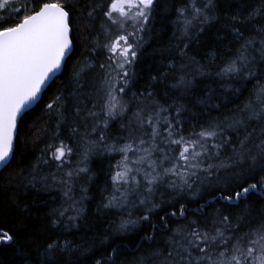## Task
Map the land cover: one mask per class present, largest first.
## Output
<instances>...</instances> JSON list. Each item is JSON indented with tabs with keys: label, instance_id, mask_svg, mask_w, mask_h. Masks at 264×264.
<instances>
[{
	"label": "snow or ice",
	"instance_id": "1",
	"mask_svg": "<svg viewBox=\"0 0 264 264\" xmlns=\"http://www.w3.org/2000/svg\"><path fill=\"white\" fill-rule=\"evenodd\" d=\"M10 3L12 0H0V9L7 10ZM154 3L155 0H113L104 15L112 25L119 27L121 34L103 46L105 62L78 66L80 70L70 80L72 89L55 96L45 106L46 114L57 116V127L66 125L72 136L77 134L79 126L74 120L67 123L69 109L74 110V116L79 117L84 128L88 129L80 136L85 143L77 166L66 167L71 163L69 157L74 155V150L54 134L31 170L26 175L21 170L20 178L10 181L14 188L31 186L39 191V183L45 190L56 188L60 192L62 207L50 213L53 227L65 221L68 222L66 227H79L77 221L82 209L81 201L74 195V187L77 178L90 171L87 167L90 154L101 148L123 153L111 175L113 190L103 206L123 208L131 203L133 207L142 208L137 220H121V231L140 221L150 224V213L163 207L156 196L164 199L167 190L180 193L188 190L195 197L198 192L193 191L194 185L211 187L215 183L213 198L218 197L233 207H239L232 204L233 200L239 201L258 186L264 190V85L254 93L260 101L259 111L250 101L239 113L225 114L207 126L200 125L198 131L194 128L185 136L182 128L187 121L182 116L188 105L180 103L174 90H179L180 96H187L192 89L195 76L189 78V71H185L189 65L196 75L203 76L208 72L194 56H188L186 49L189 45L183 43L178 55L186 63L177 67L176 61L172 60L166 70L151 76L148 86L132 95L137 102L134 111L131 102L124 101L135 75L129 69L139 59L142 37L137 38L136 33L143 31ZM26 8L27 4L13 7L12 11L19 19L12 23L0 19V164L7 163L13 152L18 117L39 98L50 74L59 70L73 46V9L70 6L62 0H45L38 9L25 11ZM177 12L178 19L184 20L181 37H186L191 28L199 25L198 31L203 32L206 26L220 19L219 0H204L202 4L198 0H189L187 7L178 8ZM86 15L92 17V12ZM224 16L227 23L223 27L235 33L237 40L242 39L243 43L216 75L259 80L255 70L257 57L253 53H259V59L264 61V24L252 22L257 18L264 19V2L247 15L237 10ZM248 23L252 24L254 34L245 37L238 25ZM128 27L133 31L127 32ZM169 74H172L173 82L165 89L166 99L162 103L154 92L156 84L162 83ZM90 92L102 93L106 97L99 108L96 103L87 106ZM197 102L207 104L208 99ZM220 107V104L215 105L217 110ZM126 111L132 113L128 125L121 123L127 137L120 136L108 144L109 122ZM89 118L92 120L90 129ZM251 121H258L260 125L258 143L253 140L257 128L249 130ZM92 133L96 134L95 138H89ZM40 165H51L54 170L45 172ZM222 170L231 175L221 180L218 174ZM256 176L259 179L247 183L248 178ZM244 183L247 186H243ZM233 184L236 188L231 187ZM80 190L85 192L86 188ZM247 209L245 205L233 220L227 210L217 209L209 216L201 205L193 213L194 218L189 219L188 209L180 204L178 210L167 215H179L184 222L169 227V221L161 216V224L169 233L163 237L164 247L154 248L146 256L137 258L136 264H264V219L255 228L246 227L245 220L251 215ZM152 228L156 230L155 225ZM146 239L155 237L149 235ZM0 243H15L14 236L0 231ZM74 249L73 241L53 238L44 245L39 264H63V255Z\"/></svg>",
	"mask_w": 264,
	"mask_h": 264
},
{
	"label": "trees",
	"instance_id": "2",
	"mask_svg": "<svg viewBox=\"0 0 264 264\" xmlns=\"http://www.w3.org/2000/svg\"><path fill=\"white\" fill-rule=\"evenodd\" d=\"M109 1L62 0L73 9L71 13L73 51L67 58L62 72L43 92L40 101L21 117L12 159L0 171V231H7L15 239V243H0V264H39L42 260L44 245L53 238L66 239L75 244L74 250L63 255V264H96L97 261H100V264H136L137 258L146 256L154 248L164 247L163 237L169 233L161 224V216L169 221V227L184 222L179 215L176 217L167 215V213L178 210L180 204H184L188 209L189 219L194 218L193 213L201 205L209 216L217 209L227 210L232 214L233 220L247 205V211L251 215L245 220L246 227L255 228L264 219L262 216L264 190L259 186L239 201L233 200V205H239V207H233L219 200L218 197L213 198L216 194L215 183L211 187L200 186L197 183L193 187V191L198 192L195 197L188 190L183 193L167 190L164 193V199L157 195L156 200L162 203L163 207L150 213L151 223L140 221L134 226L130 225L128 230L121 231L119 230L121 220H137L142 208L133 207L131 203L123 208L103 206L113 190L111 175L123 156V153L108 152L103 148L90 154L87 161L90 171L87 175L82 174L77 178L74 187V195L81 201L82 211L77 221L79 227H66L67 221L55 227L52 226L50 213L62 207V196L56 188L45 190L37 183V188L40 189L38 191L31 186L27 189L14 188L10 183L20 178L21 170L25 175L31 170L37 158L41 156V150L45 148L46 143L51 142L54 134H58V140H64L74 150V155L69 157L71 163L66 167L75 168L82 158L81 153L85 142L80 139V136L88 129L84 128L79 117L74 116V110L69 109L67 123L71 124L74 120L75 125L79 126L77 134L72 136L66 125L62 124L57 127V116L46 114L45 106L51 103L55 96L72 89L73 85L70 80L80 70L78 66H83L90 59L99 57L98 22ZM18 2L11 4L7 10H2L0 19L12 23L19 19V16L13 13V7L27 4L25 11H31L33 8L38 9V6L45 0ZM203 2L204 0H198L199 4ZM262 2L264 0H219V20L206 26L203 32L198 31L199 25H197L190 29L188 36L181 37L184 20L178 19L177 9L187 7L189 0H155L149 20L143 25V31L136 33L137 38L142 37V42L138 52L139 59L129 69L135 75L124 101L131 102L130 107L134 111L137 102L132 99L133 93H138L147 87L150 77L166 70L170 61H176L177 67L182 62L186 63L187 61H182L179 57L178 49L183 43H187L189 45L186 49L188 56H194L197 61L205 65L208 74L196 75L191 71L192 65H189V69L185 71H189V78L195 76L192 89L187 96H180L179 90H174L180 103L188 105V110L182 116V119L187 121L182 128L185 136L194 128L198 131L200 125L207 126L208 123L219 120L225 114L239 113V110L250 101L259 111L260 101L254 95L260 86L264 85V61L259 59V53H253L257 57L255 70L260 77L259 80L231 76L222 78L216 73L235 55L236 49L243 43L242 39L237 40L235 33L223 27L227 23L224 14H233L239 10L243 15H247L252 8L260 6ZM88 12H92V17L86 15ZM252 23L264 24V19L257 18ZM238 27L241 28L245 37L254 34L251 23L238 25ZM256 47H259V44ZM172 82L173 76L169 74L162 83L156 84L154 95H157L162 103L166 99L164 91ZM89 95L88 107L98 100V96L101 98L98 102L95 101L97 108L106 100L102 93L90 92ZM117 98L119 99V95ZM202 98L208 99V103L197 102ZM216 104L221 105L219 110L215 108ZM131 116V111H126L123 116H118L109 122L108 144L120 136L127 137L128 133L121 129V123L128 125ZM88 123L90 129L91 118ZM250 125L249 130L251 127L257 128L253 140L258 143L259 122L251 121ZM139 134L137 132V135ZM95 136L96 134L92 133L89 138H95ZM37 137L40 138L37 139ZM120 143L122 144L123 141ZM129 156L132 157V154L129 153ZM39 167L45 172L54 170L51 165H40ZM218 175L223 180L231 173L222 170ZM255 179L259 177L248 178L247 183L254 182ZM243 186L247 184L244 183ZM81 187L86 188V191L81 192ZM231 187L236 188V184ZM198 216L199 214L197 218ZM152 225L156 226L155 231ZM149 235L154 236L155 239L147 240L146 237Z\"/></svg>",
	"mask_w": 264,
	"mask_h": 264
},
{
	"label": "rangeland",
	"instance_id": "3",
	"mask_svg": "<svg viewBox=\"0 0 264 264\" xmlns=\"http://www.w3.org/2000/svg\"><path fill=\"white\" fill-rule=\"evenodd\" d=\"M18 1L21 0H12V3H10L9 6H11V4H17L19 3ZM113 2V0H110L108 2V4L106 5L104 12L109 10V7L111 5V3ZM3 9H0V12ZM134 11V10H133ZM104 12L101 13V16L99 17V31H98V35H97V49H98V56L96 59H90V62H95L97 64L99 63H103L105 62V57H106V50L103 48V46L105 44L110 43L112 40H114L120 33L119 27L117 25H112L111 22L108 20V18L104 15ZM1 14V13H0ZM114 16H117V14H113ZM131 23V22H130ZM133 28L132 27H128L127 28V32H132ZM137 37V36H136ZM101 97L98 96V100L96 102L99 101ZM94 101V103H96Z\"/></svg>",
	"mask_w": 264,
	"mask_h": 264
},
{
	"label": "water",
	"instance_id": "4",
	"mask_svg": "<svg viewBox=\"0 0 264 264\" xmlns=\"http://www.w3.org/2000/svg\"><path fill=\"white\" fill-rule=\"evenodd\" d=\"M72 51H73V46H72V49L68 52V54L65 56L64 60L61 62V67L59 68V70H57L54 73L50 74V78L46 81V83L42 87V90H41V92L39 94V98L36 101L32 102L29 105V107L27 109H25L24 112H22L21 115L18 117V120H17V133H16V138L14 139L13 152L10 154L7 163L0 164V171L6 165H8L9 162L11 161V159H12V156H13V153H14V149H15V145H16V139H17V134H18L19 121H20L21 117L24 115L25 112H27L28 110H30L32 107H34L40 101V99H41V97L43 95V92L47 89V87L51 84V82L62 72V70L64 68V65H65V62H66L67 58L69 57V55L72 53Z\"/></svg>",
	"mask_w": 264,
	"mask_h": 264
}]
</instances>
